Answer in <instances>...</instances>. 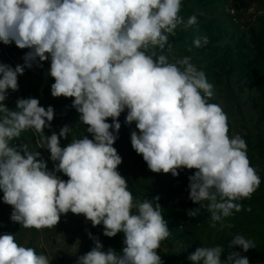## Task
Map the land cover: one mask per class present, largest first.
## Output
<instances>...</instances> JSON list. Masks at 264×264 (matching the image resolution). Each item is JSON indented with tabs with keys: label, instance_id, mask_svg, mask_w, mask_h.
I'll list each match as a JSON object with an SVG mask.
<instances>
[{
	"label": "clouds",
	"instance_id": "obj_1",
	"mask_svg": "<svg viewBox=\"0 0 264 264\" xmlns=\"http://www.w3.org/2000/svg\"><path fill=\"white\" fill-rule=\"evenodd\" d=\"M181 7L182 0H0V42L29 50L22 65L0 64L2 199L13 208L10 219L23 228H55L71 212L93 227L103 225L106 237L123 234L117 253L103 251L89 233L95 246L78 256L77 264H164L158 249L171 233L156 203L159 196L136 201L117 170L122 157L113 145L125 111V124L135 122L138 130L131 132V147L151 172L175 177L181 169L195 170L188 177L189 199L199 207L189 209V217L205 208L211 228L218 223L231 228L224 220L240 212L239 201L260 187L246 141L229 135L227 114L209 102L213 85L205 73L191 57L169 60V36L197 23L196 15L185 22ZM208 42L207 36L193 40L197 48ZM49 59L52 97L72 98L87 133L64 147L60 138L67 139L71 127L45 134L54 119L52 106L45 108L32 96L18 98L15 110L3 103L8 89L18 91V75L25 68ZM28 130L39 134L41 147L57 162L54 171L27 143L12 146ZM228 247L246 253L255 243L237 234ZM224 251L220 245L202 246L188 259L192 264H250L236 250L222 260ZM0 264L50 260L5 233L0 235Z\"/></svg>",
	"mask_w": 264,
	"mask_h": 264
},
{
	"label": "trees",
	"instance_id": "obj_2",
	"mask_svg": "<svg viewBox=\"0 0 264 264\" xmlns=\"http://www.w3.org/2000/svg\"><path fill=\"white\" fill-rule=\"evenodd\" d=\"M222 7L223 0H182L181 11L185 22L190 16L196 15L197 23L186 29L178 27L176 35L169 36V43L173 46V50L167 55L169 60L175 54L179 58L191 57V63L205 73L208 82L213 86H222L221 82L224 81L227 83L226 86L223 85V88L230 91L231 97L237 103L247 132V136L243 137L247 144V151L264 158V20L258 27L240 31L232 28V24L225 20L215 17L205 20V17L197 15L198 12H202L203 16L215 15L221 11ZM202 36L208 37V44L199 48L195 47L193 40ZM247 91L256 110L255 136L246 125L240 104L242 96ZM218 92L222 94V91L218 90ZM126 115L127 111L118 118L121 128L113 147L117 150L127 149L131 153L133 158L131 178L134 187L129 190L134 199L142 202L144 199L151 200L159 196L156 203H159L163 219L167 222L171 233L163 241L170 248L169 256L175 262L192 264L188 256L198 247L182 245L180 252H173L175 244L179 242L177 235L179 229L182 225H191L196 228L199 241L203 246L220 245L224 248L222 260L226 259L229 252L236 250L242 256H247L250 264H264V176L261 177L260 187L251 198L239 201L242 210L224 220V224L232 225L231 228H221L219 223L216 228H211L210 213L205 208H201L195 217H189L187 214L189 209L199 207L189 199L188 177L193 175L195 170L185 169L182 175L179 173L175 177L171 173L151 172L142 156L131 147V132L137 129L135 122L131 125L125 124ZM79 116L80 114L72 107V98H68L63 106L62 119L71 120L76 124L79 122ZM107 122L112 123V120L109 118ZM80 126L79 134L86 135L85 126L83 124ZM89 138H92L90 134ZM237 234L254 241L255 247L246 253L239 247L229 248L230 241Z\"/></svg>",
	"mask_w": 264,
	"mask_h": 264
},
{
	"label": "rangeland",
	"instance_id": "obj_3",
	"mask_svg": "<svg viewBox=\"0 0 264 264\" xmlns=\"http://www.w3.org/2000/svg\"><path fill=\"white\" fill-rule=\"evenodd\" d=\"M180 15H183L182 11H180ZM197 15L205 17V20L213 17L225 20L232 24V28L247 31L252 27H258L264 20V0H223L221 11L215 15L206 14L203 16L202 12H198ZM0 47L4 48V53L0 55V64L9 65L13 68L18 64L22 65L24 63L22 57L29 51L28 49H19L14 43L4 45L0 42ZM178 58L179 56L175 54L170 62H174ZM41 63L42 66H37L34 63L31 69L25 68L24 74L18 75V91L8 89L7 98L3 103L10 110H15L18 98L32 96L40 100L41 106L45 108L52 106L55 115L51 122V128L45 129V134L49 136L52 132L58 134L64 125L71 127L72 129L68 138H60V145L64 147L71 141L72 137L81 138L83 136V133L79 134L81 123L76 122L74 124L71 120L62 119L63 106L68 98L52 97L51 84L54 83V79L48 75L50 59ZM221 85L219 87L217 85L213 86V96L209 102L220 105L227 114L229 135L234 136L239 134L243 138L247 136V132L244 129L238 105L231 97L230 91L223 88L227 83L224 81L221 82ZM218 90L222 91V94ZM240 104L242 105L246 125L255 136L254 123L256 120V110L250 101L248 91L242 96ZM22 143H27L30 151L39 152L40 156L37 159L46 162L48 171H54V164L57 162H53L50 159V152L46 148L41 147L39 134L32 130L25 131L21 134L19 140L12 142V146L19 147ZM117 152L122 157V163L118 166L117 170L126 179L129 188L134 187L131 178V166L133 164L131 153L127 149H118ZM247 152L252 166L257 169L260 178L263 177L264 158L251 151ZM184 171L185 169H181L179 173L182 175ZM56 175L67 180V177L62 173H56ZM2 198L3 192L0 191V235L5 233L15 234L19 244L33 247L37 253L47 255L50 264H77V257L86 254L95 246L94 240L89 237V233L102 243V250L105 252L109 248H112L119 253L123 247L122 233H118L112 238L106 237L103 235V227L101 225L93 227L91 222L87 221L83 215H75L71 212L62 215L55 228H46L39 231L34 228H23L21 224L13 222L10 219L13 208L5 204ZM177 235L179 242L175 244L173 252H180L182 245L203 246L199 241L196 228L191 225H182ZM169 251L170 248L166 243L162 242L158 249V254L161 256L164 264H181L180 262H175L169 256Z\"/></svg>",
	"mask_w": 264,
	"mask_h": 264
},
{
	"label": "built area",
	"instance_id": "obj_4",
	"mask_svg": "<svg viewBox=\"0 0 264 264\" xmlns=\"http://www.w3.org/2000/svg\"><path fill=\"white\" fill-rule=\"evenodd\" d=\"M4 53V48L0 47V55H2Z\"/></svg>",
	"mask_w": 264,
	"mask_h": 264
}]
</instances>
